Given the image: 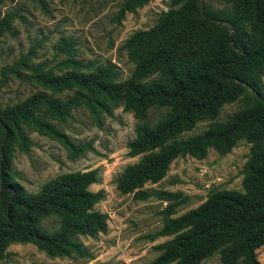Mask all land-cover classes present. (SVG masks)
Instances as JSON below:
<instances>
[{"label": "trees", "instance_id": "trees-1", "mask_svg": "<svg viewBox=\"0 0 264 264\" xmlns=\"http://www.w3.org/2000/svg\"><path fill=\"white\" fill-rule=\"evenodd\" d=\"M149 1L123 0L117 20ZM11 22V14L0 18V36ZM58 46L67 54L59 72L32 65L34 51L1 70L0 88L26 69L44 90L0 104V261L15 242L34 243L52 256H90L79 236L95 237L108 226L107 214L95 208L103 191L89 189L98 170L61 173L30 192L13 178L12 157L16 147L28 151V128L77 156L87 145L74 143L52 120L63 123L77 107L99 116L122 105L138 120L127 147L139 159L123 169L117 187L139 199H182L179 192L143 188L161 180L176 157L201 159L210 148L227 154L242 139L250 144L243 189H216L175 217L170 206L157 234L173 236L156 246L161 252L148 264H199L216 252L222 264H262L256 249L264 244V0H169L152 27L125 40L134 62L125 79L114 63L76 57L70 37H60ZM238 99L241 106L217 120L222 107ZM155 107L167 111L146 122ZM201 121H208L201 132L184 135ZM49 218L57 226L45 225Z\"/></svg>", "mask_w": 264, "mask_h": 264}, {"label": "rangeland", "instance_id": "rangeland-1", "mask_svg": "<svg viewBox=\"0 0 264 264\" xmlns=\"http://www.w3.org/2000/svg\"><path fill=\"white\" fill-rule=\"evenodd\" d=\"M123 0H4L0 3V18L12 15L11 28L0 36V78L4 66L32 52L30 63H43L45 68L59 72L60 62L67 54L58 46L60 37L75 41L78 58L107 62L117 66L120 79L127 78L134 62L123 44L136 30L152 27L169 0H150L134 11H126L118 21ZM215 6H219L214 3ZM29 70L20 76L9 75L0 88V104L14 103L44 90L29 78ZM264 81V75H263ZM69 94V93H68ZM64 95V94H63ZM241 106L238 99L225 104L217 120ZM165 108H151L145 119L154 123L166 113ZM74 143L87 145L84 151L71 156L62 142L27 129L28 151L16 147L12 157V176L28 191L34 192L47 179L76 170H98V179L89 186L102 190L103 198L95 208L107 214V231L95 237L79 236L90 256H52L34 243L15 242L9 245L7 257L1 264H148L161 251L156 246L173 235H158L165 212L173 206L171 217L197 207L216 189L242 190V169L249 157L250 144L240 140L227 154L210 148L204 158L191 155L176 157L166 175L157 182H147L144 189L179 192L181 200H163L156 195L146 199L134 192L123 193L117 187V177L123 169L138 161L129 156L127 142L136 135L138 120L122 105L111 114L94 115L84 107L73 108L63 123L52 120ZM208 121L198 122L184 135L201 132ZM49 228L57 226L55 218L45 220ZM257 258L264 264V244L256 249ZM199 264H222L219 253Z\"/></svg>", "mask_w": 264, "mask_h": 264}]
</instances>
